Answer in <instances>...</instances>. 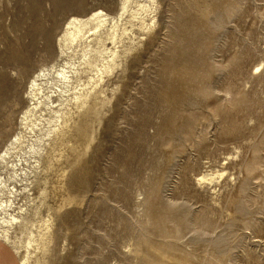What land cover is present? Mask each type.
I'll list each match as a JSON object with an SVG mask.
<instances>
[{"label":"rangeland","instance_id":"obj_1","mask_svg":"<svg viewBox=\"0 0 264 264\" xmlns=\"http://www.w3.org/2000/svg\"><path fill=\"white\" fill-rule=\"evenodd\" d=\"M121 6L0 0V155L21 130L32 76L60 62L71 16ZM149 15L144 33L131 19L138 35L105 79L92 132L74 127L48 175L50 230L32 260L264 264V0H154Z\"/></svg>","mask_w":264,"mask_h":264},{"label":"bare ground","instance_id":"obj_2","mask_svg":"<svg viewBox=\"0 0 264 264\" xmlns=\"http://www.w3.org/2000/svg\"><path fill=\"white\" fill-rule=\"evenodd\" d=\"M149 1L122 0L117 16L103 9L71 16L58 43L60 62L45 65L31 78L21 130L0 155V239L19 254L20 264H36L32 254L45 248L50 219L40 217V208L46 200L48 175L58 172L62 148L77 139L74 127L83 135L92 132V122L109 99L105 79L122 67L138 35L131 19L143 33L151 29L153 23L147 18L154 0ZM75 159L69 161L71 167ZM62 173L66 176L65 170ZM21 228L27 230L24 238L16 233Z\"/></svg>","mask_w":264,"mask_h":264},{"label":"crops","instance_id":"obj_3","mask_svg":"<svg viewBox=\"0 0 264 264\" xmlns=\"http://www.w3.org/2000/svg\"><path fill=\"white\" fill-rule=\"evenodd\" d=\"M0 264H20V259L13 248L1 239Z\"/></svg>","mask_w":264,"mask_h":264}]
</instances>
